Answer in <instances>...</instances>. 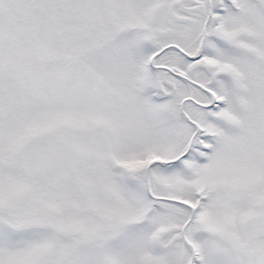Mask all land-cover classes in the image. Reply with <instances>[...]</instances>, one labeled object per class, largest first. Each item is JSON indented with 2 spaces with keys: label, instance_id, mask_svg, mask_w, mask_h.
Here are the masks:
<instances>
[{
  "label": "snow or ice",
  "instance_id": "obj_1",
  "mask_svg": "<svg viewBox=\"0 0 264 264\" xmlns=\"http://www.w3.org/2000/svg\"><path fill=\"white\" fill-rule=\"evenodd\" d=\"M0 264H264V0H0Z\"/></svg>",
  "mask_w": 264,
  "mask_h": 264
}]
</instances>
